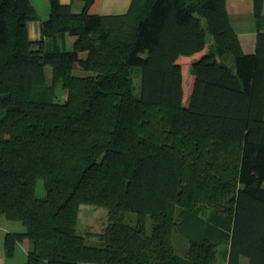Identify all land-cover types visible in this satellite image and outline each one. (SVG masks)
I'll list each match as a JSON object with an SVG mask.
<instances>
[{
  "label": "trees",
  "instance_id": "obj_1",
  "mask_svg": "<svg viewBox=\"0 0 264 264\" xmlns=\"http://www.w3.org/2000/svg\"><path fill=\"white\" fill-rule=\"evenodd\" d=\"M83 1L50 0L32 40L31 0H0V217L26 226L6 255L31 239L24 264H264V0L252 54L226 0ZM82 203L108 209L102 246L76 234Z\"/></svg>",
  "mask_w": 264,
  "mask_h": 264
},
{
  "label": "rangeland",
  "instance_id": "obj_2",
  "mask_svg": "<svg viewBox=\"0 0 264 264\" xmlns=\"http://www.w3.org/2000/svg\"><path fill=\"white\" fill-rule=\"evenodd\" d=\"M32 5L37 10L38 16L41 20H46L50 15V0H31ZM202 26L206 28V21L201 17ZM208 40L212 41L211 34L208 35ZM73 39L70 40L68 44V49H73L72 46ZM76 75L88 74L83 69L76 67L73 71ZM46 74L49 82L52 77V67L46 66ZM141 78L135 79L136 94L139 95ZM56 99L59 101H64L67 98V93L61 86H57L56 89ZM4 111L0 112V117L3 115ZM264 186V183H263ZM36 195L40 198L46 196V188L44 186V181L42 178H38L35 186ZM125 221L136 226L138 224L139 216L137 213L132 211H127L124 213ZM111 219L109 216L108 209L103 206L82 203L79 208L78 222L76 225V234L84 236L86 243L91 246H102L103 240L100 238V233H103ZM147 232H151L152 220L149 215L146 219ZM26 226L18 220H10L5 216L0 217V264H24L27 260L28 253L34 249V241L31 239H25L23 242L19 243L16 247L13 256H7L4 250V237L7 232H25ZM173 245L177 253L184 255L189 242L188 238L178 230L174 229L173 235Z\"/></svg>",
  "mask_w": 264,
  "mask_h": 264
},
{
  "label": "crops",
  "instance_id": "obj_3",
  "mask_svg": "<svg viewBox=\"0 0 264 264\" xmlns=\"http://www.w3.org/2000/svg\"><path fill=\"white\" fill-rule=\"evenodd\" d=\"M63 4H70L72 9L79 12L83 9V0H60ZM132 0H94L90 12L101 15L123 14L128 11ZM230 20L236 29L245 53L256 51L257 30L255 23L254 0H226ZM264 13V2H263ZM41 19L28 22L29 36L32 40L41 38ZM71 38L68 39V44ZM231 64V62H230Z\"/></svg>",
  "mask_w": 264,
  "mask_h": 264
}]
</instances>
